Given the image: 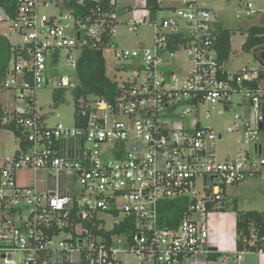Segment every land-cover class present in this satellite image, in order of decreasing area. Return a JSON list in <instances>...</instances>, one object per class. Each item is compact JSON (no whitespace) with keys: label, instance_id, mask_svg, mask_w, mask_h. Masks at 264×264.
<instances>
[{"label":"built area","instance_id":"obj_1","mask_svg":"<svg viewBox=\"0 0 264 264\" xmlns=\"http://www.w3.org/2000/svg\"><path fill=\"white\" fill-rule=\"evenodd\" d=\"M119 1L0 0V30L20 39L0 81V91L18 95L2 125L19 133L10 131L17 150L0 154V264H197L212 253L207 217L223 210L227 189L264 180V49L258 64L228 72L218 15L199 0H158L179 5L160 23L130 22L132 34L153 29L151 44L120 49ZM108 49L131 61L132 75L115 81V104L82 97L74 126H49L36 94L48 86L74 91L71 74L54 71L61 63L75 70L85 50ZM227 111V132L242 149L222 160L224 133L204 123ZM27 173L34 180L26 182ZM174 202L187 210L170 228L163 213ZM250 252L237 250L233 263Z\"/></svg>","mask_w":264,"mask_h":264},{"label":"rangeland","instance_id":"obj_2","mask_svg":"<svg viewBox=\"0 0 264 264\" xmlns=\"http://www.w3.org/2000/svg\"><path fill=\"white\" fill-rule=\"evenodd\" d=\"M251 3L254 5L256 14L251 15L247 6ZM201 8L210 9L217 13L218 21L215 25L216 32L228 31L232 36V53L228 62L224 64L225 69L230 73H235L246 65H256L258 60L253 53H248L243 49V45L249 35L252 27L264 25V0H199ZM2 12L0 11V15ZM166 16L165 12H159L156 16L157 23ZM263 23V24H262ZM1 33L8 35L11 43L20 42L19 38L9 36L6 27L0 30ZM153 29L141 26L136 34L130 33L125 26L121 28V33L115 41L119 44L120 49L137 48L140 43L151 44ZM263 50V49H262ZM260 51V50H259ZM264 52V51H262ZM106 60V74L113 81L123 82L132 75V70L125 69L130 67L131 61L116 60L113 50L108 49L104 52ZM65 60L66 57L64 56ZM49 73H52V64L49 62ZM174 67V66H173ZM74 70H70L68 64L61 63L59 68L54 71V75L68 76L74 75ZM57 90L48 86L39 91L35 98L34 105L40 114L44 115L49 126L59 123L72 127L75 125L76 101L72 91H66L61 101L57 104L55 96ZM9 91L0 92V102L5 107L4 110L10 111L18 107L17 98ZM18 96V95H17ZM242 109L239 108L238 112ZM213 117L205 121V125L212 127L216 133H224L223 140L217 143V152L222 160L235 156L241 151L242 147L237 144L235 135L227 132V128L234 123L232 111L219 115L212 113ZM13 134L6 130L0 131V154L11 155L13 153L14 139ZM264 147V139L262 141ZM2 155V156H3ZM262 157H264V150ZM26 182L34 180L35 176L27 173L23 176ZM38 179L43 178L39 174ZM21 179V178H20ZM44 187V184H42ZM230 203V210L233 211L237 206L240 211H258L264 212V180L259 178L248 179L239 185L229 188L227 201ZM128 264H136L135 259L129 258Z\"/></svg>","mask_w":264,"mask_h":264},{"label":"trees","instance_id":"obj_3","mask_svg":"<svg viewBox=\"0 0 264 264\" xmlns=\"http://www.w3.org/2000/svg\"><path fill=\"white\" fill-rule=\"evenodd\" d=\"M147 8L152 17L162 11L158 0H147ZM232 36L228 31L221 32L217 36V48L220 53L221 63L229 60L231 54ZM243 49L248 53H253L255 58L259 50L264 49V25L252 27L249 30V35L243 45ZM18 49L14 47L9 39L0 35V81L5 79L9 72L13 59L17 55ZM74 75L71 74V79L77 82V88L72 91L75 101L82 97L95 96L106 99L108 102L115 104L116 98L120 95L121 90L117 82L110 79L106 74V60L100 51L85 50L74 70ZM66 90H57L55 102L58 104L63 98ZM77 115V109L76 113ZM0 104V131L8 130L18 131L14 129L13 124L6 127L2 125L4 118L7 117ZM264 133V123H263ZM186 202H174L167 206L164 210L163 217L166 218V225L170 228L175 227L179 221L180 216L186 212ZM114 233H121L119 229L114 230ZM237 250L239 251H252L264 252V213L257 211H245L238 213L237 219ZM257 235V240L253 245L248 244L252 239V235Z\"/></svg>","mask_w":264,"mask_h":264},{"label":"crops","instance_id":"obj_4","mask_svg":"<svg viewBox=\"0 0 264 264\" xmlns=\"http://www.w3.org/2000/svg\"><path fill=\"white\" fill-rule=\"evenodd\" d=\"M119 2H120V8L118 10V14L121 23L120 33H121V28L123 26H125L126 29L128 30V25L133 20L144 18L146 16H149L150 20L152 21L156 20V17L155 18L152 17L150 11L147 8V0H120ZM178 5H179L178 3L166 2L163 5H160V7L162 9V12H165L166 16H168L171 13V11H173L176 7H178ZM217 33L219 35L221 32H217ZM231 43H232V39H231ZM231 53H232V49H231ZM0 92L5 93L4 91H0ZM10 93L14 94L13 97L17 98V94L15 92H10ZM0 104L2 105V108L4 110L5 107L3 106V104L1 102ZM16 109L17 107L10 111L4 110V112L6 114H9L7 116H10L16 112ZM6 131L10 132L8 130ZM13 137H14L13 138L14 139L13 153H14L17 150L18 146L16 144L14 134ZM228 190L229 188L227 189V193H226V201H227ZM229 205L230 203L226 202L223 210L220 211L219 214L214 213V214H210L207 217V225L209 230L208 245L212 250V253L207 258L199 256L198 257L199 263L197 264H234L233 260L235 258V252L237 251V241L239 238L237 233L238 213L245 211H240L237 206H235L233 211H231ZM259 213H264V212H259ZM185 264H192V263H185ZM239 264H264V252L251 251L249 254L244 255L243 259L239 262Z\"/></svg>","mask_w":264,"mask_h":264}]
</instances>
